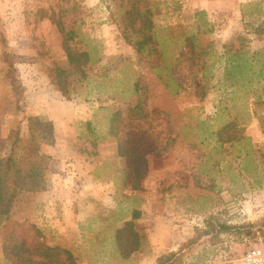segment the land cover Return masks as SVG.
<instances>
[{"label": "rangeland", "instance_id": "obj_1", "mask_svg": "<svg viewBox=\"0 0 264 264\" xmlns=\"http://www.w3.org/2000/svg\"><path fill=\"white\" fill-rule=\"evenodd\" d=\"M69 32L89 55L81 71ZM239 55L249 71L225 78ZM263 111L264 0H0V183L13 196L0 264L23 221L77 264H232L264 244ZM27 117L45 126L43 191L25 175ZM120 228L124 250L137 241L127 257Z\"/></svg>", "mask_w": 264, "mask_h": 264}, {"label": "trees", "instance_id": "obj_2", "mask_svg": "<svg viewBox=\"0 0 264 264\" xmlns=\"http://www.w3.org/2000/svg\"><path fill=\"white\" fill-rule=\"evenodd\" d=\"M202 13H197L196 16H200ZM62 33V31H61ZM73 34L71 32L67 34H63V36H68V39L63 40V51L66 57V62L68 66H70L75 71H81V67L86 65L89 60V55L86 52H75L70 46L67 45L68 40H72ZM142 50L138 47V53ZM233 57V56H232ZM231 57V58H232ZM236 60H227V64L224 67V76L230 80H234L239 77H243L244 73H247L250 69V66L247 64L248 59L243 60L242 55L235 56ZM157 68V67H156ZM248 69V71L246 70ZM163 71V67H160L158 71H156V75L160 78L162 85L164 88L169 91L171 94L175 95L176 91H174L168 80L164 79V76L160 75ZM61 72V71H57ZM60 75H56L57 84L63 93L65 89L64 81L60 78ZM231 85H234L232 83ZM179 89V87L177 86ZM264 112V111H263ZM259 122L261 123V127L263 128L264 133V115H260ZM27 123L29 124V132H30V142L26 150V158L31 160L30 166L27 169L25 175L33 181L32 191H43L44 185L42 181L43 173L46 169L45 159L46 157L39 152V144L37 143V138H39L41 133H44L45 126L41 123V121L37 117H27ZM40 129V130H38ZM49 132V131H47ZM246 171V168H244ZM247 172V171H246ZM16 173V171H15ZM16 178L13 182L16 186H24L25 177ZM12 195L6 197V193L4 192V188L0 183V227L4 224V222L9 218V213L11 209V201ZM140 217L139 211H134L132 213V218L137 219ZM24 221L20 222L15 226V229L10 233V235L3 241L2 243V252L6 260L11 262V264H77L76 258L72 254L71 251L62 248V247H51L46 245L44 242L39 241L40 231L34 225H28L27 229L24 228L26 225ZM132 223L129 221L125 222L126 226H131ZM223 231L230 230H241L244 227H229L226 225H220L219 227ZM125 228H120L116 230L117 242L118 245L123 249L121 241H119L120 234L123 233ZM30 231L32 233V243L27 244L25 242V237L27 232ZM136 237V236H135ZM137 239V238H136ZM137 241L133 242L130 249H123V256L127 257L130 253L136 251ZM26 253L27 256L23 257L22 254ZM36 256V259L34 258ZM176 261L175 255L170 254L168 256H162L158 259L157 264H175Z\"/></svg>", "mask_w": 264, "mask_h": 264}, {"label": "built area", "instance_id": "obj_3", "mask_svg": "<svg viewBox=\"0 0 264 264\" xmlns=\"http://www.w3.org/2000/svg\"><path fill=\"white\" fill-rule=\"evenodd\" d=\"M232 264H264V244L260 243L247 251Z\"/></svg>", "mask_w": 264, "mask_h": 264}, {"label": "crops", "instance_id": "obj_4", "mask_svg": "<svg viewBox=\"0 0 264 264\" xmlns=\"http://www.w3.org/2000/svg\"><path fill=\"white\" fill-rule=\"evenodd\" d=\"M57 189V188H56ZM52 190H53V187H52V189L50 190V192H49V194L50 195H48V193H44V198L46 197L47 198V196H51L53 193H52ZM77 197V199H75ZM56 198H58V197H56ZM82 198H80L79 196H76V194L74 195H72V197H71V200H72V205H74V202L76 203H78V201H80ZM68 203H69V201H68ZM76 203V204H77ZM51 204V203H50ZM65 206H67V210L69 209L70 210V208L71 207H69V205L67 204V203H65ZM72 217V216H71ZM59 219L57 218L56 220H52V222L53 223H55V224H57V225H59L60 227H61V224H63V223H65V222H60V221H58ZM75 220V217L73 216L72 217V219L71 220H69L68 221V223L69 224H71V222H73ZM46 222H47V220H46ZM60 222V223H59ZM64 225V224H63Z\"/></svg>", "mask_w": 264, "mask_h": 264}]
</instances>
